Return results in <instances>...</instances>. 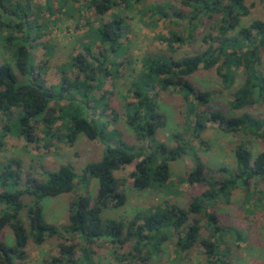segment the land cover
Wrapping results in <instances>:
<instances>
[{"label":"trees","instance_id":"obj_1","mask_svg":"<svg viewBox=\"0 0 264 264\" xmlns=\"http://www.w3.org/2000/svg\"><path fill=\"white\" fill-rule=\"evenodd\" d=\"M143 1L145 0H90L88 8L95 10L100 17L99 28L93 30L95 41H99L104 49L96 55L92 53L95 41L87 44L86 53L72 57L69 63L70 68L78 70L77 76L71 79L64 75L60 84L47 87L41 79L46 72L44 68L33 67L29 43L30 32L40 34L42 28V25L33 22L32 17L35 15L36 18H41L39 12L42 9H47L54 15L51 1L46 0L44 8L35 6L36 12H33V5L30 3L0 0V16L5 22H0V39L14 60V64L6 60L0 65V115L18 112L12 125L14 129L9 126V130L32 142L34 124L42 122L45 137L52 139L58 134L54 129L60 122L58 130H68L67 139L71 144L83 135L91 141L101 139L105 145L103 158L99 162L87 164L80 177L74 166L68 163L57 171H47L45 181L28 178L26 189L8 191L6 188L9 178L14 179L17 185L20 180L19 172L11 169V164H19V161L12 160L0 169V203L5 204L10 211L0 217V231L9 226L15 236L13 247L7 246L0 238V264H13V258L27 259L30 239L40 246L48 238L59 235L57 228L45 220L42 202L48 197L73 192L77 180L98 179L99 190L94 200L88 196H79L71 202L66 230L78 234L90 244L104 238H110L121 246L134 241V251L137 253L134 257L142 259L146 258L144 253L150 246L159 250L175 233L181 235L190 213H206L209 203L228 204L238 188L243 189L251 199L254 196L251 191L252 183L264 180V151L254 156L252 150L241 144L235 150L236 168H223L225 178L222 181L210 178L206 166L199 160L196 161L194 170L188 175V183L205 185L208 189L195 197L188 209L176 204H166L164 207L138 213L128 222L103 219L105 209L122 207L127 201L125 193L119 191L120 183L125 180L117 179L114 172L121 171L138 160L135 170L130 174L133 188L139 192L161 190L171 180L170 164L181 160L192 150L187 142L168 147L155 140L158 130L165 124V117L159 111L158 99L161 92L177 89L183 94L189 104L188 116H196L199 136L206 129L208 120L217 123L225 134L243 132L264 141V117L248 111L249 108L264 104V21L255 20L246 27L240 26L242 18L249 15L246 0H182L183 5L192 8L194 12L191 21L199 17L210 20L218 18L219 25L215 29H218L219 37L214 39L217 45L209 44L204 51L180 59L168 56L166 52L144 57L142 71L133 80L128 91L132 101L125 102L123 113L111 106L109 96L114 95L113 92H104L100 98L96 97V92L101 89V81L107 76H118L121 64L116 61L127 49L122 40L126 37L129 17L116 13L108 21L102 17L118 7L120 2L133 9ZM159 15L167 17L163 12ZM6 30L8 32L4 34ZM235 30L237 33L231 35ZM14 32L21 34V37H15ZM212 38L213 35L208 34L204 39L209 43ZM160 40L166 41L167 50L171 53L176 51L173 48L175 43L185 44V40L174 31H171L169 39L160 37ZM16 69L27 82L20 80ZM201 69H215L227 89L232 88L238 78L242 77V83L230 103L232 110H242V114L228 116L220 110L209 116L199 114L198 106L208 104L211 98L209 93L200 90L189 78ZM65 70L66 66L63 67V73H66ZM123 98L127 101L124 95ZM91 108L100 111L99 116L102 118L92 117ZM108 109L113 113V122L121 116L125 118L138 143L149 141V153L145 154L144 148L137 151L121 138L122 134L118 130L108 131L109 123L102 121L106 118L105 112ZM180 137L175 136L181 140ZM24 196L33 199V206L27 212L28 228L22 216L20 217L26 207ZM207 217L214 226L217 222L216 215L208 213ZM202 229L199 222L190 226L178 240L181 250H191L200 244L205 248L210 264H232L226 254L220 255L218 245L202 238ZM215 230L219 231L217 228ZM63 251L68 255L66 263L76 264L70 249L63 248ZM117 258L122 261V258ZM57 261L59 260H54Z\"/></svg>","mask_w":264,"mask_h":264},{"label":"rangeland","instance_id":"obj_2","mask_svg":"<svg viewBox=\"0 0 264 264\" xmlns=\"http://www.w3.org/2000/svg\"><path fill=\"white\" fill-rule=\"evenodd\" d=\"M50 1L54 15H51L47 9H42L39 12L41 18H36L35 15L32 17L33 22L42 25V28L41 35L30 32L29 43L33 67L44 68L46 72L41 79L47 87L60 84L64 75L71 79L77 76L78 70L70 68L69 63L72 57L86 53L85 46L96 40L93 30L100 26V17L95 10L87 6L90 0ZM25 3L33 5V12H36L35 6L43 8L46 6V0H28ZM245 5L249 15L242 18L241 27H246L255 20L264 21V0H246ZM191 9L185 7L182 0H145L133 9L127 8L124 2H120L118 7L102 17L106 21L110 20L114 13L129 17L126 37L122 40L127 49L116 61L117 64H121L118 76H107L101 81V89L96 92V97L100 98L104 92H113L114 95L109 96L111 106L123 113L125 102L132 101L128 91L133 80L142 71L144 57L166 52L168 56L180 59L204 51L209 44L217 45L214 39L219 37L218 29H215L219 25L218 18L210 20L199 17L191 21L190 18L194 14ZM161 12L166 13L167 17L160 16ZM0 22L5 24L1 16ZM171 31L177 32L185 40L183 45L181 43L173 45L175 53L169 52L166 41L160 40V37L169 39ZM7 32L6 30L4 34ZM236 33L237 30L231 32V35ZM14 34L17 38L21 37L19 33L14 32ZM208 34L214 37L209 43L204 39ZM103 49L104 46L99 41H95L92 53L97 55ZM88 59L90 60L89 56ZM6 60L14 64L12 56L5 50L0 39V65ZM65 66L66 73H63ZM16 73L22 82H27L17 69ZM189 80L203 92L209 93L211 98L208 104L198 106L199 114L209 116L210 113L220 110L228 116H235L244 112L234 111L230 107L234 93L242 83V77H239L230 89L224 86L215 69H201ZM123 95L127 101L124 100ZM158 100L159 111L165 117V124L158 130L155 140L167 144L168 147L187 142L193 151L190 150L181 160L170 164L171 180L161 190L139 192L133 188L130 174L135 170L138 160L121 171L114 172L117 179L125 180L120 183L119 191L125 193L127 201L122 207L105 209L102 214L105 221L128 222L138 213H145L159 206L164 207L166 204H176L188 209L193 199L208 189L205 185L188 183V175L194 170L197 160L206 166L210 178L222 181L225 178L222 169H234L237 166L235 150L239 145H245L252 150L254 156L264 151L262 139L243 132L235 135L225 134L217 123L208 120H205L206 129L199 136L196 130V116H188V101L177 89L161 92ZM248 111L258 117H264V104L249 108ZM90 114L94 118H102L99 116L100 111H95L93 108L90 109ZM105 115L106 118L102 121L109 123L108 131L118 130L122 134L121 138L137 151L144 148L145 154L149 153V141L138 143L123 116L113 122V113L110 109L106 110ZM17 117V111L0 115V169L6 167L12 160L19 161V164L12 163L11 169L19 172L20 180L17 185L14 179L9 178L6 188L8 191L26 189L28 178L45 181L47 171H57L68 163L74 166L75 172L80 177L87 164L99 162L105 154V145L101 139L91 141L80 135L77 141L71 144L67 139L68 130H58L60 122L54 129L58 134L52 139L45 137L42 122L34 124V140L29 142L24 136L9 130L10 127L14 129L12 125ZM175 136H181V140ZM98 190V179L87 178L77 180L76 189L71 193L45 198L42 202L45 220L57 228L59 235L48 238L40 246L30 239L27 259L13 258L12 263L67 264L66 261L69 259L63 248H69L76 264H210L202 245H196L187 251H182L178 246L180 236L182 237L190 226L199 222L203 227L202 238H207L218 245L220 255L226 254L232 264H264V180L252 183L251 191L254 196L251 199L243 189L238 188L233 192L228 204L209 203L206 213L200 215L190 213L181 235L175 233L170 240L159 247V250L150 246L145 251L146 256L144 253L145 259L134 257L137 254L134 251V241L121 246L112 242L110 238H104L90 244L78 234L66 230L71 202L79 196H88L94 200ZM23 202L26 207L20 213V217L22 216L28 228L27 212L28 208L33 206V199L24 196ZM8 212L10 211L5 204L0 203V217ZM208 213H213L217 217L214 226L207 217ZM0 238L7 246L15 245V236L9 226L0 231ZM117 257L122 258V261ZM56 259L59 261L54 262Z\"/></svg>","mask_w":264,"mask_h":264}]
</instances>
